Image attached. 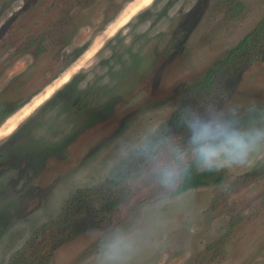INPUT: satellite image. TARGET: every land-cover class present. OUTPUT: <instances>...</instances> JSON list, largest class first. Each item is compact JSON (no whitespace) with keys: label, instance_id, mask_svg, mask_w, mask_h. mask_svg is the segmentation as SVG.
<instances>
[{"label":"rangeland","instance_id":"obj_1","mask_svg":"<svg viewBox=\"0 0 264 264\" xmlns=\"http://www.w3.org/2000/svg\"><path fill=\"white\" fill-rule=\"evenodd\" d=\"M195 160L224 180L177 194ZM19 253L264 264V0H0V264Z\"/></svg>","mask_w":264,"mask_h":264},{"label":"trees","instance_id":"obj_2","mask_svg":"<svg viewBox=\"0 0 264 264\" xmlns=\"http://www.w3.org/2000/svg\"><path fill=\"white\" fill-rule=\"evenodd\" d=\"M197 160L191 162L189 165L183 167L181 171L180 176V185L176 191V193H182L187 190L196 189L202 186H208L210 184H219L224 180L225 174L223 172H217L216 169L212 168L209 170H204L201 172L197 171L196 168ZM120 176V175H119ZM119 200L114 199L106 202H102L99 204L98 208H91L87 204H83V207L85 208V211L92 213V212H98L99 216L101 218H98L97 220L94 219H88V214H86L84 217L79 219L75 224H66V219L62 222V227L64 231V234L62 237H64V241L60 242L61 244L64 242H68L72 239H75V237L87 233L88 231L94 230V229H102L105 224H111L112 217L114 212L119 208ZM95 209V210H94ZM65 223V224H64ZM64 224V225H63ZM107 224V225H108ZM38 254L35 253L34 256L37 258ZM53 254H51L50 258ZM22 253H19L15 259H13L11 264H23L22 261ZM39 258V257H38ZM49 258V259H50ZM49 259L46 260L44 257V260L40 262V264H48Z\"/></svg>","mask_w":264,"mask_h":264},{"label":"clouds","instance_id":"obj_3","mask_svg":"<svg viewBox=\"0 0 264 264\" xmlns=\"http://www.w3.org/2000/svg\"><path fill=\"white\" fill-rule=\"evenodd\" d=\"M214 155H216L215 152L205 151V157H206V159H210Z\"/></svg>","mask_w":264,"mask_h":264}]
</instances>
